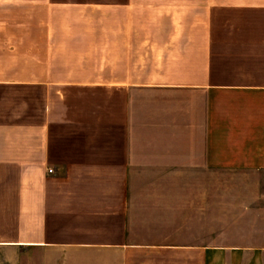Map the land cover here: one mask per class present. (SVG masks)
<instances>
[{
    "label": "crops",
    "instance_id": "obj_1",
    "mask_svg": "<svg viewBox=\"0 0 264 264\" xmlns=\"http://www.w3.org/2000/svg\"><path fill=\"white\" fill-rule=\"evenodd\" d=\"M0 256L264 264V0H0Z\"/></svg>",
    "mask_w": 264,
    "mask_h": 264
},
{
    "label": "rangeland",
    "instance_id": "obj_2",
    "mask_svg": "<svg viewBox=\"0 0 264 264\" xmlns=\"http://www.w3.org/2000/svg\"><path fill=\"white\" fill-rule=\"evenodd\" d=\"M219 180L220 182H226V181H235L238 183H250L252 178L250 177L249 174L242 173V172H220L219 174ZM226 189H221L220 188V195L223 192H226ZM236 192H242L244 190H235ZM1 257V256H0Z\"/></svg>",
    "mask_w": 264,
    "mask_h": 264
}]
</instances>
